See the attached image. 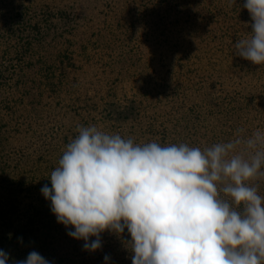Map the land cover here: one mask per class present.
I'll return each instance as SVG.
<instances>
[{"label": "trees", "instance_id": "16d2710c", "mask_svg": "<svg viewBox=\"0 0 264 264\" xmlns=\"http://www.w3.org/2000/svg\"><path fill=\"white\" fill-rule=\"evenodd\" d=\"M80 1L0 0V250L8 254L7 264L26 260L32 251L50 264H132L127 229L120 236L105 231L101 234L102 247L95 252L86 251L83 240L67 234L74 228L57 222L50 200L41 193L45 184L51 187V172L59 166L67 145L79 135V127L94 125L106 134L121 135V122L131 121L129 128L141 124V97L117 100V89L109 84L108 75L115 69L108 68L103 51L112 50L108 42H112V33H102L101 28L90 33L84 23L85 13L80 10L81 16L77 8H72L86 6ZM96 1L103 5L107 2ZM173 1L176 0H134L132 5L141 4L143 25L149 21L156 24L149 17L160 14V10L173 15L174 29H166L176 33L185 25L180 26L181 18L176 13L182 10L176 9ZM180 1L189 4V0ZM89 19L94 21V17ZM117 20L114 26L122 27L121 17ZM155 27L163 29L160 25ZM91 35H95L93 40ZM93 51L98 52V62L104 66L97 83L92 81V75L97 74L96 64L91 71H84L83 65L92 64ZM204 70L210 90L224 69L209 66ZM247 70L240 78L245 99L231 103L233 106L223 112L224 121L206 125L202 133L192 130L194 134L190 136L186 118L174 121L171 127L161 123L163 135L158 138L145 135L148 129L144 127L141 145L184 143L203 150L235 139L238 130H243L245 136L264 131V82L250 85L260 76L264 80V64L249 66ZM259 70L261 74L257 73ZM116 73H120L119 68ZM255 183L258 194L264 197V179ZM31 189V194L38 197L23 201L19 196ZM105 255L110 257L108 261L104 260Z\"/></svg>", "mask_w": 264, "mask_h": 264}, {"label": "clouds", "instance_id": "9594fccd", "mask_svg": "<svg viewBox=\"0 0 264 264\" xmlns=\"http://www.w3.org/2000/svg\"><path fill=\"white\" fill-rule=\"evenodd\" d=\"M244 7L252 31L234 48L262 65L264 0ZM242 131L201 150L140 145L94 125L79 127L41 193L86 251L102 247L105 231L120 236L127 229L132 264H264V197L255 183L264 179V131ZM8 259L0 250V264ZM15 264L50 262L32 251Z\"/></svg>", "mask_w": 264, "mask_h": 264}, {"label": "rangeland", "instance_id": "374dc122", "mask_svg": "<svg viewBox=\"0 0 264 264\" xmlns=\"http://www.w3.org/2000/svg\"><path fill=\"white\" fill-rule=\"evenodd\" d=\"M105 1L103 5L95 0H82L80 2L86 3L85 7L72 8H77V13L80 10L85 13V16L80 15L90 33L99 28L103 29L102 33H112L109 35L112 42L108 41L112 50L102 51L107 59L104 60L109 63L108 68L115 69L108 77L109 84H114L117 89L116 99L125 102L135 96L143 100L141 124L135 123L133 128H129L131 121L121 122L122 137L135 138L134 143L141 145L144 127L148 129L145 135L158 138L163 135L161 123L171 127L180 118H186L185 122L190 124L187 136L194 134L192 130L195 129V133H202L206 125L224 121L223 112L233 106L231 103L245 99V94H241L240 78L249 66L255 64L237 55L234 45L238 39L247 38L252 31L251 15L244 7L246 1L236 0L233 4L231 0H189L187 6L180 0L173 1L176 9L182 10L176 13L181 18L180 26L185 25L177 34L166 29H174L173 15L168 16L161 10L156 16L150 15L149 20L155 21V26H162L160 31L152 21L143 25L141 4L133 6L134 0ZM119 16L123 25L115 27ZM90 17H94L93 22ZM90 24L95 27H90ZM94 36L91 35V40ZM97 54V51L91 53L92 64H83L84 71L93 70V64H96L97 74L92 75L95 83L99 82L104 72ZM115 65L118 67L115 68ZM240 65L241 69L233 70ZM209 66L224 69L210 90L203 75L204 69ZM118 68L119 74L116 73ZM257 73L261 74L260 70ZM115 77L119 80L114 81ZM260 77L250 85L264 82ZM31 191H25L19 197L23 201L28 197H38Z\"/></svg>", "mask_w": 264, "mask_h": 264}]
</instances>
